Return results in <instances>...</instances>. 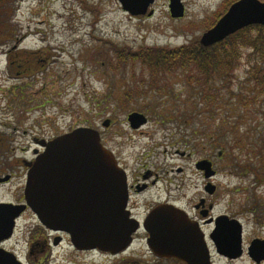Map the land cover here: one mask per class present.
I'll return each instance as SVG.
<instances>
[{"label": "rangeland", "instance_id": "1", "mask_svg": "<svg viewBox=\"0 0 264 264\" xmlns=\"http://www.w3.org/2000/svg\"><path fill=\"white\" fill-rule=\"evenodd\" d=\"M165 1L159 0L153 18L138 21L123 13L118 0H26L19 5L16 2L9 20L0 19V35L15 40L23 37L20 45L15 40L9 44L17 46L13 54L18 56L13 60L22 65L17 68L14 63L10 70L8 59L0 55V124H5L7 133L14 137L15 157L20 156L22 148L32 150L34 137H57L78 127H90L100 133L102 144L119 162L124 161L134 176L145 164L153 170L159 168L163 174L162 171L178 166L192 170L196 161L210 158L218 172L212 181L219 188L213 197L217 204L214 214L235 215L247 210L248 216L250 207L257 202L264 205V158L250 149L246 151L248 147L257 148L259 135H264V98L254 99L253 82L247 74L249 50H241V60L232 75L233 97L224 93V101L231 104L216 111H205L201 105L197 106L201 109L198 111L192 105L197 99L189 98L192 93L184 86L181 74L160 77L170 88L169 93L158 91L163 85L155 84L158 77H153L152 71L138 59L146 51L176 49L198 41L233 0H182L186 6L182 20L169 18ZM156 85L159 89L153 87ZM241 98L244 101L236 103ZM233 106L236 110L232 113ZM162 109L169 116L196 111L199 116L194 115L193 121L183 119L176 123L172 117L157 118L155 113ZM132 112H140L148 119L138 132L130 130L125 122ZM105 120L110 123L107 128L102 126ZM222 124L231 130L223 145L227 149L233 145V151L225 155L224 149H210L203 136L192 132L195 127L208 126L212 130ZM188 138L192 139L189 145L185 143ZM241 138L248 144L243 146V152L235 145ZM176 150L190 151L191 155L181 158L174 154ZM28 156L31 157L30 153ZM170 176L174 188L171 198L179 199L180 206L185 204V195L194 202V187L179 183L176 190V180L182 176L174 171ZM19 182L15 180L14 185ZM157 186L149 196L138 200L144 202L152 195L164 198L163 184ZM253 228L249 224L247 233H254ZM256 232L260 234L261 230ZM146 238L147 235L137 234L127 252L114 257L74 254L65 242L52 250L51 264H112L125 258L153 262L155 258ZM212 262L253 264L246 257L230 262L214 256Z\"/></svg>", "mask_w": 264, "mask_h": 264}, {"label": "water", "instance_id": "2", "mask_svg": "<svg viewBox=\"0 0 264 264\" xmlns=\"http://www.w3.org/2000/svg\"><path fill=\"white\" fill-rule=\"evenodd\" d=\"M152 1L120 0V4L127 13L137 15L144 14ZM136 7L142 9L135 10ZM182 14V7L172 6L173 18ZM252 25L264 26V2L239 0L201 34L199 43L203 47L212 46ZM128 122L137 129L147 119L142 113L132 112ZM109 124V120L102 122L105 128ZM43 146L44 151L28 167L24 188V199L37 219L47 229L67 233L77 249L111 255L129 249L138 221L126 211L125 174L113 153L102 145L99 132L78 127ZM197 166L205 171L206 178L215 173L208 159L199 161ZM226 218L218 220L222 222L210 238L215 252L235 259L241 255V230L236 227L238 222ZM144 228L148 232L146 245L157 258L182 264H211L204 234L195 223L189 222L182 210L171 205L157 207L149 213ZM1 254L4 253L0 251V259ZM7 263L20 264L13 260Z\"/></svg>", "mask_w": 264, "mask_h": 264}, {"label": "flooded vegetation", "instance_id": "3", "mask_svg": "<svg viewBox=\"0 0 264 264\" xmlns=\"http://www.w3.org/2000/svg\"><path fill=\"white\" fill-rule=\"evenodd\" d=\"M20 1L26 0H0V19L9 20L12 16V5L20 4ZM239 0H233L229 6H225V11L222 15L218 17V20L225 14L227 9L235 2ZM264 2V0H259ZM159 0H153L151 4L148 5L144 14L131 15L129 12L124 11L121 7L120 0H118L119 5L123 13L127 15L129 19L140 20L146 19L149 20L153 18L155 13V6L158 4ZM225 2V0H224ZM222 3V5L225 3ZM164 5H166L167 14L171 20H182L186 14V6L182 0H166ZM177 6L178 8H183V16L180 18H173L171 16V8ZM141 10L142 7L135 10ZM3 17V18H2ZM217 20V21H218ZM216 21V22H217ZM0 55L8 59L9 69H14V63L17 64L13 58H16L18 54H13L14 49L17 46L12 45L11 42H14L12 36L0 35ZM23 41V37H19L15 40L16 45H20ZM7 49L5 50L4 47ZM40 54V52H37ZM39 58H37L38 60ZM39 63H42V60L39 59ZM22 64H17L16 67L20 68ZM126 124L128 128L134 132L140 131L144 128L147 122L137 129H133L131 124L128 122V117L126 118ZM7 126L0 124V251L4 254H1L3 258L0 259V264H8L12 260L20 264H51L52 250L60 248L65 242L69 245V249L72 250V253L78 255H90L92 253H99L101 255H106L103 252L98 250H81L74 247L71 242L69 235L65 232L47 229L44 225L37 219V215L32 211V209L27 205L24 191L26 187L27 173L29 170V165L33 163L37 157L44 151L45 143L51 141L55 137H34L32 139L33 148L29 151L28 148L20 149V156H13V153L16 152V149L13 148V135L12 133H7ZM5 131V132H4ZM30 153V156L28 154ZM114 154V153H113ZM176 156L181 158H189L191 152L189 153L180 152L176 150L174 152ZM222 152H218V158H220ZM115 156V155H114ZM116 158V156H115ZM211 163V169L215 172L209 178H206L205 171L202 170L198 165L199 161H196L193 164L192 170L189 168L178 166L175 169H170L168 171H162L161 174L159 168L150 169L145 165L138 172V175L134 176L130 171L124 161L120 159V162L116 158L117 164L120 169L124 172L126 178V194H127V204L126 211L129 213V217L138 221L137 231L134 233L133 238L137 234H144L148 237V232L144 228V223L153 210L160 206L171 205L178 210H182L189 220V222L195 223L196 226L200 229V232L204 234V239L206 246L209 250L210 262L214 260V256L221 258L222 260H228L230 262L234 260L242 259L246 257L248 261L253 264H263L264 263V205L257 202V205H254L253 208L250 207L249 215L245 210L240 214L228 215V214H214V209L216 207V200L213 197L216 195L218 186L213 184V180L218 175V172L214 169L213 161L210 158H207ZM203 159V160H207ZM201 161V160H200ZM175 172L177 175L182 176L175 185V189L178 190L179 183L181 186H193L195 191L194 202L192 198L187 199L185 204L182 206L179 205V199L171 198V192L174 188L172 187V177H168L169 173ZM187 176V178H186ZM15 180L20 182L14 185ZM163 184V192L166 194L164 198L156 199L153 195L143 200L144 202L139 201V197L144 195L149 196L151 190L158 188V184ZM161 188H159L160 190ZM210 199H209V198ZM135 199V200H134ZM246 213V214H245ZM245 214V215H244ZM244 215V216H243ZM221 217H227L226 221L234 220L238 222L236 227H239L241 230V255L235 259H230L224 255H221L216 251V247L212 239L210 238L211 234L215 232L216 227H218L222 221H218ZM251 224L254 226L255 232L247 233L248 225ZM256 230H261L260 234ZM230 238L226 240L228 242L226 248L230 245ZM147 239V238H146ZM220 242V240H219ZM20 247V248H19ZM251 255V256H250ZM12 259V260H11ZM55 259V258H54ZM155 259H157L155 257ZM164 260V259H159ZM173 262L175 260H165Z\"/></svg>", "mask_w": 264, "mask_h": 264}, {"label": "trees", "instance_id": "4", "mask_svg": "<svg viewBox=\"0 0 264 264\" xmlns=\"http://www.w3.org/2000/svg\"><path fill=\"white\" fill-rule=\"evenodd\" d=\"M248 49L247 55L248 76L252 80L254 99L258 97L264 98V26L254 25L246 27L235 34L227 37L224 41L214 44L209 47H203L198 41H194L188 45L181 46L176 49H158L155 51H146L139 56L142 64L152 71L153 77H158L155 84L163 85L160 90L159 85L155 89L169 93L170 85L160 81V77L165 74H181L186 85H184L188 92L192 93V101L197 99L195 108L198 111L205 108V111H216L221 106H229L231 103L224 101V93L233 97L231 92V78L241 60V50ZM160 82V83H159ZM157 87V88H156ZM259 89V92L256 90ZM244 98L238 99L236 103L243 102ZM201 105V109L197 106ZM243 108H247L243 106ZM163 110V109H162ZM236 107L233 106L231 112L233 113ZM189 115H177L164 112H157V118L172 117L175 122L182 123L183 119L187 122L195 120V116H199V112ZM163 115V116H162ZM199 121V120H197ZM185 122V121H184ZM223 122V121H222ZM221 122V123H222ZM200 123V121H199ZM195 127L192 130L196 136H203V142L208 144L210 149L216 147L224 149L222 152L225 155L227 151H233V145H229L228 149L223 145L224 140L230 134L231 130L224 124L221 127L207 128ZM233 134V133H232ZM260 136V145L257 148L246 149V151H253L264 158L262 149L264 148V135ZM191 138V136H189ZM185 141L187 145L192 141L189 139ZM247 144L246 140L241 138L235 145H239L243 152V146ZM223 145V146H222ZM248 145V144H247ZM222 146V147H221ZM250 149V150H249ZM252 153V152H251ZM253 155H256L252 153ZM234 162V161H233ZM175 261H173L174 263ZM171 262L165 260L155 259L153 262L144 261L136 258H125L119 262L112 264H170ZM180 264L178 262H175Z\"/></svg>", "mask_w": 264, "mask_h": 264}]
</instances>
